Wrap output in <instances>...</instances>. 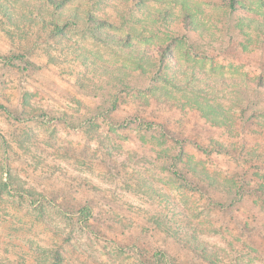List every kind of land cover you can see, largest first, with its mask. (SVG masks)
<instances>
[{
	"label": "clouds",
	"instance_id": "obj_1",
	"mask_svg": "<svg viewBox=\"0 0 264 264\" xmlns=\"http://www.w3.org/2000/svg\"><path fill=\"white\" fill-rule=\"evenodd\" d=\"M0 264H264V0H0Z\"/></svg>",
	"mask_w": 264,
	"mask_h": 264
}]
</instances>
